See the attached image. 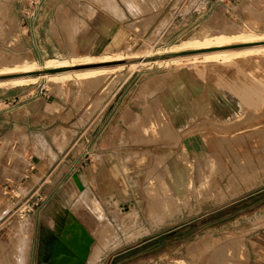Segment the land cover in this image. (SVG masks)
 I'll return each instance as SVG.
<instances>
[{
	"label": "rangeland",
	"instance_id": "374dc122",
	"mask_svg": "<svg viewBox=\"0 0 264 264\" xmlns=\"http://www.w3.org/2000/svg\"><path fill=\"white\" fill-rule=\"evenodd\" d=\"M112 1L0 0V65H37L0 76L36 79L0 88L18 95L0 114V264L25 235L24 264H41L45 230L69 240L74 223L94 238L86 264H264V0ZM44 11L65 47L40 57L25 26ZM236 39L252 41L221 45ZM107 52L125 58L44 66ZM107 65L103 80L77 74ZM173 171L189 200L158 221L146 207Z\"/></svg>",
	"mask_w": 264,
	"mask_h": 264
},
{
	"label": "bare ground",
	"instance_id": "6f19581e",
	"mask_svg": "<svg viewBox=\"0 0 264 264\" xmlns=\"http://www.w3.org/2000/svg\"><path fill=\"white\" fill-rule=\"evenodd\" d=\"M113 2V1H112ZM111 6L112 7H115V5L112 3L111 4ZM112 9H115V8H112ZM237 40V41H236ZM236 40H234V41H226V43H221V45H223V44H230V43H232V42H236L237 44H238V42H250V41H252V40H243V41H239L238 39H236ZM236 43H234V44H236ZM243 44V43H242ZM226 46V45H225ZM201 48H208V47H201ZM227 51H229V50H227ZM227 51H224V53L225 52H227ZM230 51H233V50H231L230 49ZM218 53H221V52H218ZM129 55V54H128ZM204 55V54H203ZM1 56V58H2V55H0ZM209 56V55H208ZM130 57V56H129ZM123 58H125L122 54H114V53H104V54H102L101 56H96V57H93L92 55H86V56H84V57H81V58H77V57H75V58H73L72 59V61H69V62H67V60H61V59H49V61H47L46 63H45V67H46V69L47 68H57V67H60V66H67V65H76V64H82V62L84 63H86L87 62V64L88 63H90L91 64V62H112V61H115V60H122ZM3 59H5V58H3ZM82 60H85V61H82ZM93 60H97V61H93ZM1 61V60H0ZM22 61V60H21ZM21 61L19 60V59H16V60H11V61H7V60H3L2 61V63H3V65H0V76H3V75H5V74H20V73H27V72H32L33 70H36V64H34V65H31V66H28V67H24L23 65H22V63H21ZM128 61V60H127ZM130 61V60H129ZM73 62V63H72ZM1 63V64H2ZM84 63V64H85ZM97 64V63H96ZM120 66V65H119ZM118 66H99V67H95V68H89V69H84V70H80L77 74H79V76L81 77V78H87V80H88V78L89 79H91V81L92 80H103V78L104 77H106L108 74H109V72L110 71H113L114 69H116ZM119 68V67H118ZM108 72V74L107 75H105V73H107ZM102 75H105L104 77H102ZM78 76V75H77ZM102 77V78H101ZM101 78V79H100ZM34 80H36L35 78H34V75H24V76H12V77H7V78H0V88H11V87H16V86H20V85H23V84H25V83H27V82H29V81H34ZM151 86V85H150ZM135 116V115H134ZM130 117H132V116H130ZM135 118V117H134ZM133 118V119H134ZM161 146H163V145H161ZM166 146V145H165ZM174 146V145H173ZM167 147H168V145H167ZM170 147H172V146H170ZM210 157H211V155H210ZM212 157H214V156H212ZM207 158V157H206ZM215 158V157H214ZM226 158V157H225ZM181 159V158H180ZM205 159V158H204ZM224 159V158H223ZM186 160V159H185ZM198 160V159H197ZM206 160V159H205ZM225 160V159H224ZM234 160V159H233ZM200 161H203V160H200ZM199 161V162H200ZM219 161V160H218ZM222 161V160H221ZM232 161V160H231ZM198 162V163H199ZM209 162V161H208ZM215 162V164H216V161H214ZM230 162V161H229ZM235 162H236V160H235ZM197 163V162H196ZM220 163V162H219ZM225 163V162H224ZM234 163V162H233ZM237 163V162H236ZM195 164V163H194ZM200 164H201V162H200ZM218 164V163H217ZM217 164H216V166H217ZM230 164H232V163H230ZM203 164H201V166H202ZM224 165V164H223ZM234 165V164H233ZM232 165V166H233ZM237 165H238V163H237ZM218 166H220L219 164H218ZM150 167V166H149ZM198 167V166H197ZM212 167V166H211ZM210 167V168H211ZM226 167V166H225ZM225 167H224V171H225ZM234 167H236V169H237V166H233V167H231V168H234ZM239 167V166H238ZM199 168H200V166H199ZM220 170L223 168V166L222 167H218ZM230 168V167H229ZM230 168V169H231ZM163 169V168H162ZM164 169H165V167H164ZM198 169V168H197ZM202 169H203V167H202ZM217 169V168H216ZM228 169V168H227ZM235 169V168H234ZM235 169V170H236ZM195 170H196V168H195ZM208 170V169H207ZM218 170V169H217ZM217 170H215L216 172H217ZM222 170V171H223ZM199 171H200V169H199ZM223 171V172H224ZM228 171V170H227ZM226 171V172H227ZM233 171V170H232ZM238 171V170H237ZM247 171V170H246ZM196 172H197V170H196ZM212 172V171H211ZM215 172V173H216ZM225 172V173H226ZM230 172V171H229ZM203 173V172H202ZM206 173V172H205ZM218 173V172H217ZM220 173H222V172H220ZM241 172H239V175H241L240 174ZM243 173H245V171L243 172ZM158 174V173H157ZM160 174V173H159ZM173 174H174V171L173 172H169V176H168V178L166 179V181H165V183L163 184V186H164V188L163 189H165V195H163V198L162 197H159V196H155V199H152V197L150 198V201H149V203L147 204V213H148V215H150V216H152V217H156V218H158L157 220L158 221H160L161 219L163 220L164 219V217H165V215H166V213H170V211H172V210H174V208L178 205V203H177V200L178 199H180V198H182V197H184V198H186L185 196H184V193H180L181 191H182V186L180 185V181H181V179H182V177H181V175H182V173L180 174L179 173V175H174L173 176ZM190 174V172L189 171H186L185 172V175H189ZM228 174V173H227ZM227 174H225V176H227ZM230 174H231V172H230ZM229 174V175H230ZM235 174V173H234ZM197 175H199V174H197ZM218 175H219V173H218ZM228 175V176H229ZM236 175V174H235ZM234 175V176H235ZM238 175V174H237ZM243 175V174H242ZM160 176V178H161V175H159ZM171 176H173V178L171 179ZM190 176L191 175H189V179H190ZM217 176V175H216ZM221 176H222V174H221ZM224 176V175H223ZM198 177V176H197ZM196 177V178H197ZM231 177H233V176H231ZM230 177V178H231ZM236 177V176H235ZM241 177V176H240ZM188 178V177H187ZM157 179V178H156ZM184 179V178H183ZM186 179V178H185ZM221 179V178H220ZM225 179H226V177H225ZM237 179H238V177H237ZM237 179H235V180H237ZM206 180V179H205ZM218 180V179H217ZM234 180V179H233ZM193 181V180H192ZM219 181V180H218ZM226 181V180H225ZM229 181V180H228ZM231 181V180H230ZM158 182H159V180H158ZM172 182H174L175 183V187L177 188L176 190H171V183ZM195 182V181H194ZM193 182V183H194ZM200 182H201V180H200ZM156 182L155 181H153V185L155 184ZM202 183V182H201ZM231 183V182H230ZM229 184V183H228ZM250 184V183H249ZM249 184H247L248 186H253L254 184H253V182H251V184L249 185ZM218 184H216V186H217ZM7 186V185H6ZM12 186V185H11ZM221 186V185H220ZM220 186H219V189H220ZM218 187V186H217ZM14 188V187H13ZM147 188V187H146ZM155 188H156V185H155ZM189 188V187H188ZM4 189V188H3ZM158 189V188H157ZM160 189V188H159ZM191 189V188H190ZM147 190H148V188H147ZM150 190V189H149ZM155 191H156V189H154ZM4 191V190H3ZM158 191V190H157ZM193 191H195L194 190V188H193ZM220 191V190H219ZM10 192V191H9ZM191 192V191H190ZM16 193V192H15ZM189 193V192H188ZM193 194V193H192ZM151 195V194H150ZM149 195V196H150ZM152 196V195H151ZM193 196H195V194L193 195ZM192 196V197H193ZM159 197V198H158ZM189 197V196H188ZM154 198V197H153ZM148 200V199H147ZM184 200V199H183ZM186 200H187V198H186ZM189 200V199H188ZM187 200V201H188ZM176 201V203H174ZM145 203V202H144ZM183 205V204H182ZM184 205H185V203H184ZM23 206V205H22ZM143 206H145V204L143 205ZM187 206V205H186ZM145 208V209H146ZM143 209H144V207H143ZM23 210V209H22ZM176 210V209H175ZM144 211H146V210H144ZM142 213H143V210H142ZM19 214V213H18ZM133 214V213H132ZM27 218V217H26ZM25 218V219H26ZM152 219V218H151ZM130 220H131V218H130ZM134 221H136L135 219H134ZM26 222H27V220L26 221H21L20 223H18L17 224V227H18V229H19V231L22 233V234H24V232H25V228H26ZM132 222H133V219H132ZM138 222H139V219H138ZM134 223V222H133ZM136 223V222H135ZM129 224V223H128ZM130 225V224H129ZM130 227H131V225H130ZM130 227H127L126 229H128V228H130ZM112 234V233H111ZM138 234H140V233H138ZM25 235V234H24ZM113 241V240H112ZM113 244V243H112ZM109 245H110V241H108L106 244H104L101 248H99L95 253H93L92 254V260L93 261H97L99 258H100V255L103 253V251L104 250H106V248L107 247H109ZM20 246H21V248L23 249V250H21L20 251V259H19V264H24V261H23V259H25V257H26V254H25V251H26V249H25V247L26 246H28V240H27V238H26V235H25V237H24V241L22 242V243H20ZM23 246V247H22ZM114 246V245H113ZM116 246V245H115ZM222 254V253H221ZM191 255V254H190ZM194 259V258H193ZM197 259V258H196ZM198 260H199V258H198ZM201 260V259H200ZM195 262V261H194ZM200 261H198V263H199ZM190 263V262H189ZM201 263H203L202 261H201ZM200 263V264H201ZM191 264V263H190ZM204 264H205V262H204Z\"/></svg>",
	"mask_w": 264,
	"mask_h": 264
},
{
	"label": "water",
	"instance_id": "95a60500",
	"mask_svg": "<svg viewBox=\"0 0 264 264\" xmlns=\"http://www.w3.org/2000/svg\"><path fill=\"white\" fill-rule=\"evenodd\" d=\"M59 68H53L55 70ZM72 183L76 184V192L83 189L80 176L75 173ZM73 234L68 240L63 235H54L51 230L45 232V253L42 255L41 264H86L91 252L94 238L82 225L74 223L66 226Z\"/></svg>",
	"mask_w": 264,
	"mask_h": 264
},
{
	"label": "crops",
	"instance_id": "0c3cea01",
	"mask_svg": "<svg viewBox=\"0 0 264 264\" xmlns=\"http://www.w3.org/2000/svg\"><path fill=\"white\" fill-rule=\"evenodd\" d=\"M110 3H113L112 0H110ZM15 11L16 12L12 11L13 15H14V19L16 21H18L19 25H21L20 12L17 10H15ZM49 13L50 12H45V11L42 12V14L40 13L39 18H37L38 20H36L35 22H34V19H28L27 25L25 26L26 30L31 33V35L28 36L29 40L28 39L27 40L29 43L27 45L31 47L30 51H31V54L34 56L37 55L36 53H38L40 57L43 55L44 56H50V55L55 54L56 52L61 51L62 47H65V43L63 41L59 42L57 36L52 31ZM105 14H107V13L105 12ZM104 17L105 18L99 17L96 19L97 23H99L103 27V30H105V27L110 29L111 24H113L112 27H114V25L116 24L115 20L110 18V17L109 18L106 16H104ZM61 39L63 40V38H61ZM101 45H103V44H101ZM17 96L18 95H3L2 97H0V102H1V104L4 105L3 106L4 108L0 109V114H4L5 112H8V111H10L11 107L12 108L14 107V105H12V106H10V105H11L12 101L17 98ZM5 107H7V108H5ZM58 126H62V125H58ZM41 130L42 129H40V127H39V130H37V131L35 130V131L36 132L40 131L39 133H41L42 132ZM46 130H48V129H46ZM14 229H16V231H17L16 233L20 232L18 227H17V224L15 225ZM30 255H31V252H30ZM19 259H20V253H19ZM19 259H18L17 264H19ZM34 263H35V259H33L30 256V260L28 258V264H34Z\"/></svg>",
	"mask_w": 264,
	"mask_h": 264
},
{
	"label": "built area",
	"instance_id": "2783aa9c",
	"mask_svg": "<svg viewBox=\"0 0 264 264\" xmlns=\"http://www.w3.org/2000/svg\"><path fill=\"white\" fill-rule=\"evenodd\" d=\"M29 211V210H28ZM25 216V213L24 214H21V217L23 218Z\"/></svg>",
	"mask_w": 264,
	"mask_h": 264
}]
</instances>
